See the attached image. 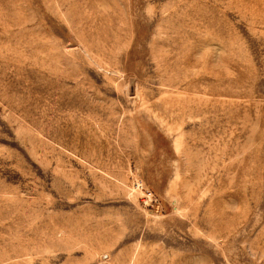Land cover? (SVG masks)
<instances>
[{
    "label": "rangeland",
    "instance_id": "1",
    "mask_svg": "<svg viewBox=\"0 0 264 264\" xmlns=\"http://www.w3.org/2000/svg\"><path fill=\"white\" fill-rule=\"evenodd\" d=\"M0 264H264V0H0Z\"/></svg>",
    "mask_w": 264,
    "mask_h": 264
}]
</instances>
